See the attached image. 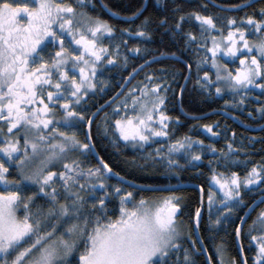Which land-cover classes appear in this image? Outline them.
Instances as JSON below:
<instances>
[{
    "label": "snow or ice",
    "instance_id": "1",
    "mask_svg": "<svg viewBox=\"0 0 264 264\" xmlns=\"http://www.w3.org/2000/svg\"><path fill=\"white\" fill-rule=\"evenodd\" d=\"M161 2L157 0L158 4ZM76 3L84 8L91 0H76ZM143 10L139 9L133 16L142 14ZM260 15V20L252 16L239 22L228 19L229 31L222 40L211 35L213 30L220 31L213 17L198 13L180 17V21L194 19L200 29V40L192 33L186 34V47L197 44L210 53L203 56L198 67L210 62L216 69L215 81L208 72L196 81L203 90L208 91L209 85H213L218 96L225 90L239 94L240 90L251 87L264 91V84L259 82L264 80V39L258 44H250L247 39L248 35L264 33V10ZM175 27L181 29L182 24L178 22ZM135 35L150 38L144 30ZM106 37L115 39L114 29L107 21L83 11L77 13L71 4L64 6L59 0H0V264H73L77 254L78 264H169L173 255L180 259L181 198L168 196L156 204L142 198L134 203L135 192L151 186L135 185L113 171L92 143V117L96 114L91 117L82 114L80 106L89 92H95L97 73L103 70L105 57H109L108 65L116 63L109 48L100 46ZM123 43L127 44V40ZM50 46H58L59 50L45 59L42 54ZM115 47L118 51L120 45ZM254 49L257 55H252ZM131 51L139 53L140 49ZM222 57L238 59L241 68L235 74L222 71L219 63ZM146 79L149 84L133 88L113 109L116 115H120L121 107L125 112L114 121V128L104 129L106 135L111 132V143L116 147L123 141L125 146L130 143L133 148H143L155 138L169 135L171 117L167 115L163 85L153 83L152 76ZM137 91L139 96L135 95ZM57 106L62 111L60 119L56 118ZM129 108L135 115L127 114ZM259 111L264 113V109ZM85 121L89 131L84 141L78 139L76 132L69 134L61 130L77 128ZM204 127L206 132L217 135L212 126ZM193 144L203 142L185 137L171 144L168 152L183 151L186 156L191 155L188 150ZM228 148L229 152L235 151L231 144ZM224 156L230 159L227 153ZM156 157L165 159L159 149L151 163L157 162ZM93 158L97 164L85 167ZM200 160V155H191L189 163ZM61 165L62 170H51ZM167 165L178 166V162L169 155ZM9 166L15 167L19 179H8ZM137 166L143 169L151 165L145 158V164ZM113 176L128 184L132 191L109 185ZM211 182L223 194L220 203L227 209L226 214H231L243 204L242 190H251L264 182V166L251 168L244 177L235 172L225 176L213 169ZM26 191L32 194L25 197ZM97 192L102 195L98 197ZM215 196V192H210V204ZM41 197L45 198V204L36 203ZM112 198L119 200V216L115 220L106 219L107 202ZM21 209L22 216L18 215ZM201 215L198 208L197 228ZM215 223L221 220L218 218ZM256 224L264 231V211L254 227ZM236 236L239 240V227ZM252 240L258 248L254 264H264V235L253 236ZM196 245L193 241L191 249L183 250L182 264H195L194 253L207 251ZM216 252L220 256L219 264H224L223 246H217ZM243 264H247L246 259Z\"/></svg>",
    "mask_w": 264,
    "mask_h": 264
},
{
    "label": "trees",
    "instance_id": "2",
    "mask_svg": "<svg viewBox=\"0 0 264 264\" xmlns=\"http://www.w3.org/2000/svg\"><path fill=\"white\" fill-rule=\"evenodd\" d=\"M249 1L162 0L158 4L157 0H91L90 4L81 8L77 5L76 0H59L64 6L71 4L76 8L77 13L83 11L93 18L99 17L107 21L114 29L115 39L106 37L100 46L109 48L110 57L115 59L116 63L108 65L107 59L109 57H105L102 63L103 70L97 73L95 92H89L85 97V102H82L80 106L83 110L82 114L91 117L99 106L108 101L119 90L126 77L147 60L160 55H172L180 57L188 66H191V75L180 100L184 113L191 116H201L213 111H224L236 118L237 121H234L226 115L218 113L202 119H191L182 115L178 107V95L186 78L187 68L179 60L163 59L140 71L119 97V100L117 99L109 107H106L96 117L91 129L92 143L96 152L115 173L127 180L146 186L191 183L203 189L204 210L199 232L213 264H218L216 249L220 245L224 248L223 255L228 258V264H232L233 260L235 264H241L236 248V229L249 206L256 199L264 196V182L252 186L251 190L244 189L241 192L243 204L234 209L231 214H226L227 209L218 200L219 195L213 189L211 182L213 169L224 173L225 176L230 177L235 172L240 177H244L251 168L264 166V129L260 131L247 129V127H259L264 124V113L259 111V109H264V91L259 88H251L245 91L240 90L239 94H235L225 90L223 95L218 96L213 85H209L208 91L203 90L196 81L202 78L205 72H208L211 79L215 81V69L211 67L210 62L198 67L203 56L209 55V53H206L205 49L199 48L197 44L186 47V34L192 33L197 37V40H200V29L194 19L191 22L180 21V17L192 13L211 16L214 18L217 28L220 29V31L213 30L211 35L221 37L229 31L227 21L230 18L236 19L237 22L249 16L254 17L256 20L262 18L260 12L264 10V0L246 5ZM237 5H244V7L238 8ZM141 8L144 9L142 14L133 16ZM112 13H116V15H112ZM128 17L133 18L128 19ZM162 20L164 21L163 25H161ZM178 22L182 24L181 29L175 27ZM140 30L146 31L150 38L136 36L135 33ZM128 32L132 35H128ZM247 39L250 43H255L260 41L261 37L248 35ZM124 40H127V44L123 43ZM210 40L211 36L208 37L209 47ZM116 45H120L118 51ZM136 48L140 49L139 53L131 51V49ZM57 50H59L58 46H50L42 55L45 59H48L49 56H54ZM219 62L221 63V59ZM221 64L226 65L228 71L234 74L239 68L240 61L237 59ZM76 75L78 76L79 73L77 72ZM148 76L154 78L153 83L163 85L162 91L166 97V111L167 115L171 117L168 129L169 135L165 138H155L154 142L145 144L143 148H133L130 144L125 146L123 141H119V147H116L111 143V132L106 135L104 129L105 127L114 128V121L121 118L125 112L121 107L120 115H116L113 109L116 108L118 102L127 97L129 90L139 89L144 87L145 84H149L150 82L146 79ZM259 82L264 84V80ZM101 89L103 90L101 91ZM241 100L244 101L242 104L240 103ZM129 104H131L130 100ZM130 109L127 110L129 116L130 113H133ZM61 115L62 111L57 106L56 118L60 119ZM86 124L85 121L77 128L65 129L62 127L61 130L67 131L69 134L76 132L78 139L84 141ZM204 126H212L217 135L213 136L211 133L206 132ZM4 130L7 131V126ZM116 136L118 138L117 134ZM185 137L190 138L192 141L203 142V144H193V148L188 150L191 155H200V161L189 163L191 155L186 156L183 151L171 154L168 152L171 144L177 140H183ZM21 143H23L22 133ZM229 144L232 145L235 151L229 152ZM211 148L216 149V151H210ZM157 149L160 150L165 159L160 160V157H156L157 162L151 163ZM225 153L228 154L230 159H225ZM169 155L178 162V166L167 165ZM145 158H148L151 166L141 169L137 165L145 164ZM131 161H135V163H129ZM96 164L97 160L93 158L86 162L84 166L91 167ZM51 170H62V165ZM8 179H19L14 166H9ZM108 183L113 187L121 186L125 191H132L131 187L125 186L113 178ZM32 187L34 188V186ZM109 191H111V188ZM210 192H215L217 195L213 205L207 210L209 201L206 204V200ZM31 194V191L24 193L25 197ZM100 195L102 193L97 192V196ZM161 196H164V198L168 196L181 198V214L178 216V220L183 219L187 224L188 232L187 237L182 242L183 247L178 254L180 259L173 255L169 264H182L183 250L191 249L193 241H195L191 219L200 206L199 193L193 188L153 192L137 190L133 202L138 203L142 198L148 200ZM36 203L45 204V198L41 197ZM107 204L109 211L106 219H117L119 216V200L112 198ZM263 210L264 202L250 215L241 231V245L247 264H254V258L258 251L257 244L252 240V237L264 235V233L257 230L256 225L254 227L256 216ZM18 215H23L22 209L18 212ZM218 218L221 223L216 224ZM81 251H83V245H81ZM78 255L73 259V264H78ZM194 258L195 264H205L202 255L196 253Z\"/></svg>",
    "mask_w": 264,
    "mask_h": 264
},
{
    "label": "water",
    "instance_id": "3",
    "mask_svg": "<svg viewBox=\"0 0 264 264\" xmlns=\"http://www.w3.org/2000/svg\"><path fill=\"white\" fill-rule=\"evenodd\" d=\"M260 0H250L248 2V4L246 5H251L252 3H255V2H258ZM163 59H175V60H179L181 61L183 64H185L186 68H187V75H186V78L184 79V82L180 88V91H179V95H178V107H179V110L181 112L182 115H184L185 117L187 118H191V119H202L204 117H207L211 114H223V115H226L228 118L234 120V121H237L236 118L232 117L230 114H227L226 112L224 111H213L211 113H208V114H205V115H201V116H191V115H187L186 113H184V111H182L180 109V100H181V96H182V93H183V90L185 89L186 87V84L190 78V75H191V70L188 66V64L186 62H184L182 59H178L172 55H160V56H156L150 60H147L146 62H144L142 65L143 67H141L142 65H140L139 67H137L135 70H133L129 76L126 77V79L124 80V82L122 83V85L120 86L119 90L108 100L106 101L104 104H102L101 106L98 107V109L94 112L96 115L93 118V121H95L96 117L106 108V107H109L113 102H115L117 99H119V97L123 94V92L125 91V89L128 87V85L131 83V81L136 77V75L142 71L143 69H145L147 66H149L150 64L156 62V61H159V60H163ZM92 116V115H91ZM93 125V124H92ZM91 129H92V126H91ZM247 129L251 130V131H260L262 129H264V124L259 126V127H247ZM89 131V128H88V125L86 124V128H85V135L87 134V132ZM96 151V150H95ZM97 153V152H96ZM114 180H116L117 182H119L115 176L112 177ZM125 181H129L125 178ZM132 182V181H131ZM121 183V182H119ZM133 184L135 185H140V184H136L134 182H132ZM125 186H128L130 187L128 184L126 183H121ZM146 186V185H145ZM186 188H193L195 190L198 191L199 193V209L201 211V213L203 214V210H204V191L203 193L201 192V187L195 185V184H191V183H179V184H174V185H165V186H151V188L149 187H145L143 189H138L140 191H145V192H153V191H174V190H180V189H186ZM264 202V196L256 199L250 206L249 208L245 211L242 219H243V222H242V219L238 225V227L241 229H243L247 219L250 217V215L254 212V210L256 208H258L262 203ZM181 214V212L178 214V216ZM201 219H202V215H201V218H200V222H199V227L197 228L196 227V224H195V217H194V220H193V234H194V237H195V241L197 242V246L198 248L200 249H206L202 239H201V236H200V232H199V229H200V223H201ZM202 243H199L201 242ZM236 248H237V251H238V254H239V257H240V260H241V263L243 264V261L245 260V256H244V252L241 251L242 248V245H241V236H240V239L237 240V236H236ZM200 255L203 256L204 258V261H205V264H208V258L210 257L208 251L206 252H200L199 253ZM211 264L212 261H211Z\"/></svg>",
    "mask_w": 264,
    "mask_h": 264
},
{
    "label": "rangeland",
    "instance_id": "4",
    "mask_svg": "<svg viewBox=\"0 0 264 264\" xmlns=\"http://www.w3.org/2000/svg\"><path fill=\"white\" fill-rule=\"evenodd\" d=\"M228 33V32H227ZM227 33L225 34V35H223V36H221V37H217V39L218 40H222L223 39V37H226L227 36ZM259 37H261V39H260V41L262 40V39H264V33L262 34H259L258 35ZM263 36V37H262ZM260 41H258V42H255V43H250V44H258V43H260ZM210 46H211V40H210ZM254 54H256L257 55V53H256V51H255V49L253 50V53H252V55H254ZM209 55H210V53H209ZM177 57V56H176ZM177 58H179V59H181L180 57H177ZM248 59H249V62H250V59H251V55H249V57H248ZM231 61V59H229V58H226V57H222L221 58V63H224V62H230ZM220 63V62H219ZM220 63V65H221V70L222 71H224L225 69L228 71V69H227V67H226V65H223V64H221ZM241 68V65H239V68L238 69H240ZM215 72H216V69H215ZM235 73H236V71H235ZM234 73V74H235ZM225 74H226V72H225ZM251 88H253V89H257V88H255V87H251ZM251 88H249V89H251ZM245 90H248V89H244V91ZM227 91V90H226ZM125 92V91H124ZM129 92H130V90H129ZM128 92V93H129ZM136 95L137 96H139V92H137L136 93ZM121 97V96H120ZM119 100V99H118ZM120 102H118L117 104H116V107L118 106V104H119ZM180 109L183 111V109H182V107H181V101H180ZM131 110V109H130ZM132 111V110H131ZM133 112V111H132ZM131 115H135V113L133 112V113H130V116ZM231 115V114H230ZM232 117H233V115H231ZM120 119V118H119ZM117 135H118V133H117ZM130 144V143H129ZM213 185V189L215 190V192L219 195V201L220 200H222L223 199V194L220 192V190H219V188L218 187H216L214 184H212ZM210 194V193H209ZM209 194H208V196H209ZM216 194V195H217ZM162 198H164V196H161V197H156L155 199H148L147 201H149L151 204H156V203H158V202H160L161 200H162ZM215 201V200H214ZM208 202V197H207V200H206V204H208L207 203ZM213 205V203L212 204H208L207 205V210H209L210 208H211V206ZM264 211V210H263ZM262 212V211H261ZM260 212V213H261ZM252 215V214H251ZM260 215V214H259ZM259 215L258 216H256V221H257V218L259 217ZM194 217H195V214H194V216H193V218L191 219V223H192V225H193V220H194ZM178 226H179V230L181 231V233H182V235H181V237H180V242L182 243L183 242V240L187 237V224L183 221V219H180V220H178ZM256 228H257V230L260 232L261 231V229H260V226H259V224H256ZM262 233H264V231H261ZM262 235V234H261ZM256 243V242H255ZM257 244V243H256ZM194 255H196V253H194ZM223 259H224V264H228V262H227V257L225 256V255H223ZM217 262H218V264H219V262H220V256L219 255H217ZM242 264V263H241Z\"/></svg>",
    "mask_w": 264,
    "mask_h": 264
},
{
    "label": "bare ground",
    "instance_id": "5",
    "mask_svg": "<svg viewBox=\"0 0 264 264\" xmlns=\"http://www.w3.org/2000/svg\"><path fill=\"white\" fill-rule=\"evenodd\" d=\"M192 228H193V225H192ZM194 235V234H193Z\"/></svg>",
    "mask_w": 264,
    "mask_h": 264
}]
</instances>
